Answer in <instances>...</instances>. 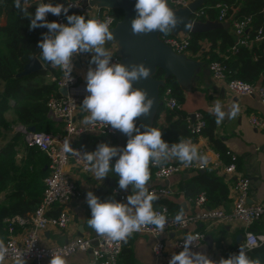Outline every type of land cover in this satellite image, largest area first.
I'll return each mask as SVG.
<instances>
[{
  "label": "clouds",
  "instance_id": "clouds-1",
  "mask_svg": "<svg viewBox=\"0 0 264 264\" xmlns=\"http://www.w3.org/2000/svg\"><path fill=\"white\" fill-rule=\"evenodd\" d=\"M13 6L29 19V29L46 28L42 39L37 42L41 59L53 68H60L70 81L73 71V57L81 53H90V65L85 74L88 93L83 98L81 108L87 115L80 121L84 130L94 128L97 124L104 128L111 126L128 137L124 147L110 146L100 143L95 151L79 152L71 147L69 140L63 144V152L71 153L84 162L85 169L92 173L98 181H102L112 172L119 177L121 190L132 189L126 197L127 203L114 199L101 201L92 191L86 192V203L91 211L87 219L88 227L95 233L114 242H127V239L146 226H155L158 233H163L168 219L162 212L154 210L153 204L160 197L149 191L151 179L150 165L161 166L170 160H177L184 166L194 162L206 164L196 145L190 140L179 138V142L169 145L162 139L160 128L140 125L135 121L151 114L154 100L146 89L134 87L141 80H148L151 68L143 62L123 64L113 62L112 54L106 49L108 41H115L110 30L109 20L96 17L86 18L84 15H68L69 9L78 7L75 3H45L36 5L34 15L27 11L29 0H13ZM135 17L130 21L133 35H147L158 32L165 36L175 30L178 25L185 28L192 25L169 7L168 0H136ZM66 16L67 24L46 20L47 14ZM215 116V123L220 125L225 117L235 119L239 114V106L233 103L225 112L220 101H216L209 109ZM140 128H144L141 132ZM135 133V135H133ZM115 159L113 164L111 161ZM166 212L167 210L164 209ZM186 212L181 208L174 216V223L184 225ZM197 236L189 233L183 239L182 250L172 254L168 264H261L259 258L250 259L245 247H240L238 254L229 258H221L218 262L208 258L201 252H193L190 246L195 245ZM9 255L8 247L0 240V264H4ZM13 264H26L21 253L15 255ZM49 264H69L60 252L51 253Z\"/></svg>",
  "mask_w": 264,
  "mask_h": 264
},
{
  "label": "built area",
  "instance_id": "built-area-1",
  "mask_svg": "<svg viewBox=\"0 0 264 264\" xmlns=\"http://www.w3.org/2000/svg\"><path fill=\"white\" fill-rule=\"evenodd\" d=\"M196 0H168L169 7L173 10L184 9ZM89 0L83 5L79 1L70 2L75 3L76 8L82 11L87 18L96 17L100 20L110 19V30L117 24L115 18L110 14V9L98 7L96 5L90 6ZM217 17L214 21L218 23H226L231 28V33L235 39L234 46L231 51L234 52L238 47H249L252 43L260 42L264 37L262 30L259 29L252 34L251 24L252 18L250 16L235 18L232 17L230 6L228 4H216ZM205 16V9L201 6L191 13L190 19L193 22L202 21L201 18ZM209 21V20H206ZM56 22L67 23L66 16L61 14L57 17ZM204 22V21H203ZM160 40L168 46L176 55H185L189 51L190 36L189 34L179 33L173 35H159ZM90 58V53H81L73 57V71L71 72L72 79L69 81L58 68L59 75L55 79L57 85V94H52L47 100L46 106L48 115L53 120L63 122V130L57 133L49 132H31L26 127L15 126L14 133L22 136L23 142L26 147L36 148L42 152L48 159L47 175L43 179L44 189L40 198L37 208L27 217L15 216L6 219V239L5 244L8 247L9 255L6 257L5 262H13L15 255L22 252V256L26 263L44 264L45 261L51 259V253L60 252L67 259L78 253H88L91 256L93 264H119V257L122 252L124 242L110 241L104 237H85L77 236L63 244H56L52 246H42L39 242L38 231H44L48 228H57L65 230L70 222V216L64 208L72 202H78L83 198V194L79 186L72 180L66 172V167L72 164L80 172H88L85 169L84 162L73 156L71 153L63 152V144L65 140H69L71 147L83 153L85 150L78 145V141L86 136L92 137H114L121 132L113 130L111 126L103 127L97 124L89 131L84 130L81 123L76 120V115L81 107L83 98L72 94V90L77 86L79 78L74 74L76 64L80 65V60ZM113 62H120V56L116 53L112 55ZM95 65H88L83 69L81 77L85 78V74L89 67ZM208 70L211 78L214 81L221 82L225 85L227 90L237 96L256 97L258 101L264 105V85L252 84L240 79L230 78V70L226 64L221 61H211L208 63ZM64 88L66 95L62 96L58 90ZM159 102L169 110H179L180 104L172 96L170 88H165L163 93L159 95ZM187 128L190 135L200 136L203 129L206 127L204 116L201 112H194L187 115L186 118ZM250 123L256 128H261L263 123L256 117L250 116ZM169 145L173 144L167 140ZM208 149H200L199 153L207 160L206 164L194 162L191 166H184L177 160L173 159L161 166L150 167L153 170L152 177L155 181L164 182L168 181L171 176L184 171H204L211 164L214 165L207 157ZM230 158V162L222 166V174L226 179L231 178L232 175L237 173L236 161L237 157L230 152H226ZM215 166V165H214ZM251 184L250 179L242 174H236L234 179L233 193V207L230 213H225L218 208H208L207 198L201 193L198 196L190 199L193 206L191 211H186V224L181 225L174 223V216L177 213L170 212L168 207L161 206L154 210L162 212L166 215L168 223L165 226L163 233H158L155 226H146L141 231L133 234H148L155 238L153 244V254L160 257L166 250L181 251L184 237L191 233L197 236L194 241L195 245L190 246L191 249L198 248L205 240V235L197 230L190 231L191 226H196L200 223H216L228 220H235L244 226V233L242 242L232 249L229 254H238L240 247H245L246 252L259 248L264 244V235L256 234L250 230L251 225L264 219V206L258 204H250L248 202ZM149 191L155 192L160 199L170 198L175 194L173 188L168 185L151 186ZM113 193L121 200L124 196L120 195L118 190ZM61 208L57 215H50L53 208ZM164 209L167 211L165 212ZM21 227L24 234L21 239L15 236V228ZM170 232H182L184 235L177 239L163 240L161 234ZM4 262V263H5Z\"/></svg>",
  "mask_w": 264,
  "mask_h": 264
},
{
  "label": "crops",
  "instance_id": "crops-1",
  "mask_svg": "<svg viewBox=\"0 0 264 264\" xmlns=\"http://www.w3.org/2000/svg\"><path fill=\"white\" fill-rule=\"evenodd\" d=\"M79 2L85 5L87 0H81ZM241 6L242 4H239L237 8L232 9V17L236 16ZM228 29H230L231 32L229 25ZM207 46L208 44L206 42H202V47L204 49H207ZM105 47L112 55L115 54L118 49L116 44H108V42ZM183 58V67L175 78L182 89L183 101L180 104V111L186 116L194 112H201L204 115L213 117L214 120L211 134L213 140L205 134L184 139L190 140L197 146L198 150L207 148V157L215 166L210 164L204 171H184L174 174L168 181L164 182V184L155 181L151 176L148 188L151 186L168 185L175 191L172 197L155 201L153 204L154 209L166 206L170 212L173 213H177L181 208H183L185 212L191 211L193 206L189 200L194 197L187 196L183 187L189 183L190 179L196 174H211L219 178L220 182L226 187L227 198L221 200L216 206H211L209 204L205 190L201 192L207 198L206 206L208 208H218L225 213L231 212L234 200L233 186L236 174H242L250 179L251 188L248 202L250 204L264 206V105L261 104L256 97L234 95L227 90L223 83L214 81L208 70V56L201 52L194 53L189 50ZM90 59L91 54L90 58L87 60H80V65L76 64V69L74 70V74L78 76L79 81L71 92L80 98H84L88 95L85 91L86 81L84 77H81V74L83 69L89 65ZM39 61L42 64V69H46V65L49 66L45 81L54 82L57 78L56 74H58V67L53 68L49 63L41 60ZM256 84L263 85L260 81ZM216 101H220L225 112L230 109L233 103L237 104L239 106V114L235 119H228L226 116L223 122L217 125L215 123V116L209 112V109L214 106ZM85 115H87V113L80 107L76 115L77 122L80 123ZM250 116H256L263 123V126L261 128L252 126L250 123ZM155 117L156 119L154 120ZM7 118L11 120V114H8ZM154 118L149 120L148 126L153 127L155 121L156 128H160L161 132H163L169 125L165 110H157ZM53 121L55 123L54 129L56 132H61L63 130V122L59 120ZM15 126L2 131L3 137H0V146H3L11 136L17 134L12 131ZM140 131L143 132L144 128H140ZM133 135H135V133H133ZM127 139L128 137L121 133L114 137H98L97 140L101 143H107L110 146L122 148L126 145ZM215 141L218 142L217 145H219V147L237 157V173L232 175L229 179H226L222 174V166L228 164L229 156L217 151ZM177 142H179V139L175 143ZM18 158H21V154L18 155ZM115 159L116 158H113L111 161L113 164L115 163ZM45 169L47 170V166H45ZM65 170L69 177L74 180L81 189L83 198L78 202L70 203L64 208L70 216V222L65 230L48 228L44 231H38L39 242L45 247L63 244L77 236H98L87 224V219L91 218V211L86 203L87 191H92L94 195L101 200L108 193L115 195L113 191L118 190L120 195L124 196V200H121L117 195L115 196L119 198L120 202L124 203H127L126 197L132 194L131 187L127 190L119 189V177L112 172L102 181H98L92 173L80 172L72 164L68 165ZM7 201V192L1 193L0 204H6ZM60 209L61 208L55 207L49 214L57 215ZM29 214L31 213L26 214L24 217H27ZM189 230H197L205 235L203 243L198 248L191 250L193 252L204 253L209 259L218 262L221 258L227 259L229 252L242 242L241 236L243 237L244 226L235 220H228L216 223H200L196 226H191ZM250 230L256 234L264 235V219L251 225ZM23 234L24 230L21 227L15 228V236L17 239H21ZM182 235H184L182 232L164 233L161 234V239L172 240ZM5 239L6 225L0 228V240L5 241ZM154 241L155 238L148 234H132L124 244L125 251L120 254L119 264H168L172 254L179 252L166 250L162 256L156 257L152 250ZM67 260L69 264H93L91 256L88 253H78ZM4 264H13V262H5ZM44 264H49V260L45 261Z\"/></svg>",
  "mask_w": 264,
  "mask_h": 264
},
{
  "label": "trees",
  "instance_id": "trees-1",
  "mask_svg": "<svg viewBox=\"0 0 264 264\" xmlns=\"http://www.w3.org/2000/svg\"><path fill=\"white\" fill-rule=\"evenodd\" d=\"M3 4L5 20L0 24V137L2 131L12 128L15 125L23 127H34L37 132L57 133L54 129V121L48 115L46 106L47 100L52 94H57L56 82H46L49 66L46 69L38 70L26 76H18L24 67L33 59L41 61L40 49L37 42L42 39L46 28L29 29V19L13 6V0H0ZM81 0H43L45 3L64 4ZM23 2V0H22ZM41 0H29L30 6L27 11L34 15L36 5ZM228 4L230 12L242 4L235 18L250 16L252 18L251 32L255 34L262 30L264 37V0H205L202 7L205 9V16L202 21H214L217 17L216 4ZM63 14V13H62ZM68 15H86L76 9L70 8ZM110 14L116 22L122 18L120 10H110ZM58 16L47 14L46 20L56 21ZM67 24V23H66ZM160 35H163L160 33ZM189 50L196 53L201 52L208 56L209 62L221 61L230 70V78L256 84L259 81L264 85V38L249 47H238L234 52L235 39L230 29L216 28L205 33L189 34ZM202 42L208 44L207 49L202 47ZM45 62V61H43ZM56 74V77H58ZM163 72L158 70L154 78L163 79ZM164 86L160 88V95L165 88H170L172 96L179 104L183 101L182 89L173 76L163 79ZM165 110L169 125L162 132V139L175 143L179 138L193 137L187 128L186 115L179 110H169L161 105L158 111ZM11 114V120L7 115ZM206 127L202 134L212 139L214 125L213 117L204 115ZM156 117L154 118V120ZM153 127H156L155 121ZM97 137L86 136L78 141L85 152L95 151L100 144ZM217 151L226 154V151L217 145ZM21 154V158L18 155ZM229 162L230 158L228 157ZM228 162V163H229ZM48 165L47 157L36 148L26 147L22 136L15 134L0 146V194L7 192V203L0 204V228L4 227L6 219L14 216L24 217L32 213L38 206L44 189L43 179L47 175L45 166ZM151 176L153 173L150 167ZM183 190L189 197H195L204 192L211 206L218 205L221 200L227 198L226 187L219 178L211 174H196L190 179ZM114 199L120 202L119 198L108 193L101 201ZM125 242L122 252L125 251ZM250 259L259 258L264 264V244L252 251L247 252Z\"/></svg>",
  "mask_w": 264,
  "mask_h": 264
},
{
  "label": "water",
  "instance_id": "water-1",
  "mask_svg": "<svg viewBox=\"0 0 264 264\" xmlns=\"http://www.w3.org/2000/svg\"><path fill=\"white\" fill-rule=\"evenodd\" d=\"M136 0H89L90 6H98L108 8L110 10H120L122 18L117 22L112 29L115 41H108V44H116L118 49L116 54L120 56V62L123 64L143 62L151 68V76L148 80H141L134 84L136 88L146 89L149 95L153 98L154 104L151 114L148 117H140L135 123L137 127L140 125H148L150 119H153L158 108L162 105L159 102L160 88L164 86V80L155 79L153 76L156 71L160 70L164 74V78L173 76L177 77V73L181 70L184 64V55H176L168 46L160 40L158 32H152L147 35H133L131 32L130 21L135 17L134 10ZM205 0H196L189 4L187 8L174 10L176 15L183 17L185 22L192 25L191 28H185L184 24L178 25L173 30L172 34H194L205 33L216 28L228 29V24L218 23L216 21H196L190 19L191 13L200 8ZM42 64L37 58H33L18 74V76H26L38 70H41ZM58 92L66 95V90L60 88ZM29 131L34 132V127H28ZM121 134V133H120ZM119 134V135H120ZM84 138V137H83ZM242 238V236H241Z\"/></svg>",
  "mask_w": 264,
  "mask_h": 264
},
{
  "label": "rangeland",
  "instance_id": "rangeland-1",
  "mask_svg": "<svg viewBox=\"0 0 264 264\" xmlns=\"http://www.w3.org/2000/svg\"><path fill=\"white\" fill-rule=\"evenodd\" d=\"M3 9V4H1L0 1V24H4V20H5V15H4V10Z\"/></svg>",
  "mask_w": 264,
  "mask_h": 264
}]
</instances>
